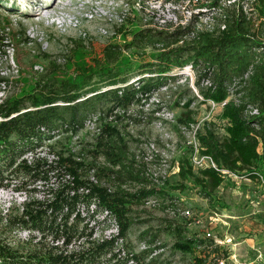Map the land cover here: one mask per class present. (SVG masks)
I'll return each mask as SVG.
<instances>
[{"label":"trees","instance_id":"1","mask_svg":"<svg viewBox=\"0 0 264 264\" xmlns=\"http://www.w3.org/2000/svg\"><path fill=\"white\" fill-rule=\"evenodd\" d=\"M257 1L258 17L264 23V0ZM241 16L240 11L226 29L217 33L198 32L182 44L178 42L191 31L190 26L167 33L137 29L129 42L107 43L102 56L93 58L92 66H78L73 76L61 79L56 76L63 64H68L84 44L76 40L58 55L43 53L48 61L31 89L0 100V186H6L8 180L26 179L32 185L29 191L33 192L36 182L48 183L49 172L55 168L63 170L64 184L49 189L50 199L32 195L22 202L18 214L0 215L4 226L14 228V232L28 230L29 233L26 239L18 240L17 247L0 238V264H126L129 259L138 264H152L158 259L161 252L148 258L153 251L164 248L149 228L139 233L142 240L136 247L128 248V229L138 221L133 206L155 195L172 197V188H183L187 179L206 197L224 180L223 174L212 168L194 170L186 157L179 161V183L147 187L145 168L136 167L119 122L125 116L130 117L125 115L130 107L143 105L167 87L176 78L175 68L189 66L196 71L199 96L204 101L227 100L221 110L222 117L228 121L225 135L220 137L211 129L199 134L200 153L209 155L219 167L246 177L256 178V172L261 173L264 169V29L260 26L258 31H250L248 19ZM147 42L154 47L160 45L155 47L152 60L135 63L125 56V52L140 53L138 50ZM8 80L1 75L0 86ZM204 80L209 85L200 86ZM195 100L186 97L184 107L191 106ZM248 105L255 106L259 114L246 118L244 109ZM95 121L97 134L86 149L88 158L78 159L67 146L49 162L39 156L31 161L24 158L36 148H53L51 142L56 139L79 135L87 123ZM181 121L190 123L193 118L187 115ZM26 185H20L19 190L27 189ZM109 219L117 223V232L109 237L101 232L94 237L99 225L111 224ZM165 228L177 236L172 248L182 255L190 254L198 246L218 251L217 246L211 245V239L182 235L184 226L168 222ZM144 241L147 248L135 252ZM210 252L194 260L206 264Z\"/></svg>","mask_w":264,"mask_h":264},{"label":"rangeland","instance_id":"2","mask_svg":"<svg viewBox=\"0 0 264 264\" xmlns=\"http://www.w3.org/2000/svg\"><path fill=\"white\" fill-rule=\"evenodd\" d=\"M258 4L257 0H178L177 3L173 0H0V76L10 80L6 83L8 86L0 87V100L31 89L41 76L32 71V65L39 63L45 67L47 64L48 59L45 60L43 53L58 55L68 50L76 40H80L84 46L76 50L68 64H63L56 76L60 79L73 76L78 66H92L93 58L102 56V49L107 43L129 42L137 29L148 28L167 33L190 26L191 32L184 34L178 42L182 44L196 37L198 32L217 33L226 29L240 11L241 18L248 19L250 31H258L260 26L264 29L263 19L258 17ZM122 17L123 24L119 23ZM225 17L228 21L224 20ZM159 46L157 44L155 47ZM155 47L147 42L138 50L142 54L125 52V56L135 63L150 61L157 50ZM13 63L19 66L16 79L12 78L13 73L9 69ZM173 74H176V78L169 81L166 88L155 93L143 105L130 107L125 114L130 117L125 116L119 122L137 169L145 168L143 173L147 176L149 187L179 183V161L189 158L191 151L186 141L193 137L199 141L198 135L207 129L222 137L228 125V121L222 117V106L218 104L211 108L199 96L195 70L184 66L181 70L175 68ZM200 86L205 87L206 84L201 82ZM3 89L5 91L2 92ZM186 97H195L196 100L191 106L184 107ZM187 115L197 124L196 131L190 130L189 123L181 121V118L185 121ZM97 125L95 121L81 130L79 135L56 139L51 142L53 148H36L30 157L24 158L31 161L39 156L48 161L66 146L78 159L88 158L86 149L90 148L97 134ZM260 172L263 182L250 176L243 179L226 176L216 190L206 197L187 179L183 181V188H172V197L155 195L153 198L157 199L158 206H133L138 221L128 229V248L136 247L142 240L139 233L149 228L164 247L152 264L165 260L187 264L196 257H204L210 250L206 264H212L215 256L221 257L226 253L230 255L225 256V264H264V169ZM49 179L48 183L36 182L33 192L29 191L32 185H28L26 179L5 180L7 185L0 186V215L18 214L22 202L32 195L43 200L50 199L52 194L49 189L64 184L63 170H50ZM20 185H26L27 189L19 190ZM175 201L183 208L190 209L192 216L189 220L167 215L165 205L172 203L170 205L175 206ZM209 216L220 217L228 223L220 221L213 227ZM196 219L200 223H196ZM189 221L191 224L187 225ZM168 222L184 226L182 235L187 237H201V232L207 228L211 237L223 240L232 238V242L218 245V251H212L213 247H201L200 250L194 247L190 254L182 255L172 248L177 236L173 231L166 230ZM4 224V221H0V238L9 241L13 247L19 245L18 240L29 236L23 230L14 232V228ZM105 225L107 223L99 225L97 229H105Z\"/></svg>","mask_w":264,"mask_h":264},{"label":"built area","instance_id":"3","mask_svg":"<svg viewBox=\"0 0 264 264\" xmlns=\"http://www.w3.org/2000/svg\"><path fill=\"white\" fill-rule=\"evenodd\" d=\"M124 18L122 17V19L120 20L119 23L123 24L121 21L123 20ZM124 21V20H123ZM121 26V25H120ZM191 32V31H190ZM189 33V32H188ZM32 71L33 72H36V73H41L43 71V66L39 63H34L32 65ZM9 69H11V72L13 73V76L12 78L13 79H16V76H19V66L17 65V63H13ZM247 73H245L244 75V79L246 77ZM10 78V77H9ZM10 80H8L9 82ZM7 82V83H8ZM203 83H205L206 85H209V82H207V80H204L202 81ZM1 86L3 87H6L8 86V84H2ZM0 86V87H1ZM164 88V87H163ZM166 88V87H165ZM5 91V89L2 90V92ZM208 105L211 107V108H214L216 105L220 104L221 106H223L227 100H224L222 102H214L213 100H206ZM259 114V111L258 109L255 107V106H252V105H248L246 106V108L244 109V115L245 117H249V116H253V115H258ZM89 124H93V122H90V123H87L86 127L89 125ZM189 128L190 130L194 129V131L197 130V124H194L193 122H190L189 123ZM96 128V127H95ZM97 130V128H96ZM189 130V129H188ZM187 144H189V146L191 147V151H190V155H189V159H190V162L192 164V167L193 169H196V170H202V168H212L214 169L216 172H219V173H222L223 174V177L226 178V176L228 177H236V178H239V179H243L246 177V175H243V174H240V173H237V172H231L227 169H224V168H221L219 167L215 161L213 160V158H211L209 155L207 154H201L200 151L202 149L201 147V143H199V141H196L193 138L189 139L186 141ZM52 155H54L53 153H51ZM30 153L26 154L25 157L28 158V156L30 157ZM257 174V177L256 179L257 180H260L262 181L263 180V176L261 173L259 172H256ZM146 176V174H145ZM263 182V181H262ZM147 187H149V185L147 184ZM158 201L157 199L153 198L152 196L151 197H147L145 199H143L142 203L139 205L141 206V208L143 207H155V206H158ZM174 205L175 206H168L165 208L166 212L168 213L167 215L168 216H174V217H180V218H183V219H186V220H189V218L192 216V213L190 211V209H185L182 207V205H180L179 202L175 201L174 202ZM209 219H210V223L212 224V216H209ZM110 221H108V223H111L109 226H107L105 229H102V230H96L95 231V234L93 235L94 237H98V234L99 233H103V235L105 237H109L110 235H112L113 233H116L117 230H118V226H117V223L116 222H113L111 221V219H109ZM196 223H200V220L196 219ZM191 224V221H189V223L187 225ZM23 232H26L28 233V230H23ZM201 237L202 238H208V239H213V243L211 245L213 246H217L220 245V244H224V243H231L232 240L229 238V239H226V240H223V239H218V238H214V237H211V233L210 231L206 228L204 229L203 232H201ZM156 244H159V242H157ZM147 243L146 241L144 242H141L138 246V248L135 250V252H140V251H143L145 248H147ZM201 247L203 246H198L197 249H201ZM162 250V248H159V250H155L153 251L149 256L148 258L150 257H153V256H156L160 251ZM213 256H215V254L213 253ZM234 256V255H233ZM225 261H226V258L221 256V257H217L215 256L213 258V262L212 264H225ZM126 264H138L135 260L133 259H129V261L126 263ZM159 264H179L177 262H173V261H161ZM187 264H199L198 262H196L194 259L193 260H190L189 263Z\"/></svg>","mask_w":264,"mask_h":264},{"label":"crops","instance_id":"4","mask_svg":"<svg viewBox=\"0 0 264 264\" xmlns=\"http://www.w3.org/2000/svg\"><path fill=\"white\" fill-rule=\"evenodd\" d=\"M212 219H213V221H212L213 227H216L220 221L224 222V224L228 223L227 221H224L223 219H221L220 217H217V216L216 217L212 216ZM220 239H224V238H220ZM230 239L232 240V238H230ZM228 245H229V243H228ZM250 263H247V264H250Z\"/></svg>","mask_w":264,"mask_h":264},{"label":"bare ground","instance_id":"5","mask_svg":"<svg viewBox=\"0 0 264 264\" xmlns=\"http://www.w3.org/2000/svg\"><path fill=\"white\" fill-rule=\"evenodd\" d=\"M49 1V0H48Z\"/></svg>","mask_w":264,"mask_h":264}]
</instances>
